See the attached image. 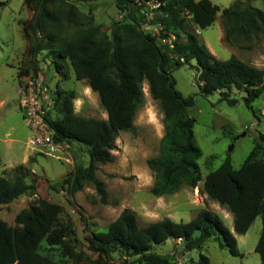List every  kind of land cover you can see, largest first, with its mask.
Instances as JSON below:
<instances>
[{"label":"trees","instance_id":"trees-1","mask_svg":"<svg viewBox=\"0 0 264 264\" xmlns=\"http://www.w3.org/2000/svg\"><path fill=\"white\" fill-rule=\"evenodd\" d=\"M81 1L95 0H23L34 11L29 30L41 32L47 23L61 20L72 24L74 3ZM161 1L163 6L152 23H161L166 33L175 35L173 50L159 46L155 38L140 30L144 5L139 0H116V8L125 15L123 21L112 24L109 37L99 36L98 26L89 27L56 48L55 72L63 69L59 61L67 60L75 80L85 81L97 93L107 114L106 120L77 116L72 104L74 94L54 90L55 105L46 115L54 141L78 144L89 157L86 167H78L70 175L69 190L79 191L84 182H89L100 203L107 204L106 187L95 177L97 164L112 163L118 134L132 130L134 117L144 102L142 83L146 81L150 96L159 103L164 126L158 155L147 160L154 178L150 193L154 197L172 195L183 186L194 189L202 181L201 193L232 215L234 234L244 235L260 217L261 232L254 251L259 264H264V135L258 136L239 169H233L227 158L202 178L197 164L201 153L193 132L195 120L189 114L194 97L183 98L175 90L171 76L174 69L194 61L199 95L218 93L221 101L233 106L237 100L228 94L235 89L245 94L243 101L252 110V104L264 94V69L254 68L235 57L224 61L213 58L194 29L206 30L220 12L225 41L229 42L233 36L245 39L264 31V12L248 3L243 8L236 3L221 9L209 0ZM54 5L65 6V12L50 10ZM180 32L184 35L182 40ZM45 49L36 45L33 56ZM55 109L61 114L60 119L52 118ZM28 173L25 167L17 166L11 170V178L0 176V206L34 194L33 185L26 182ZM59 212L58 206L37 200L16 215L15 227L7 226L0 219V264H54L42 254V244L55 247L62 243L65 233L57 226ZM169 239L180 240L184 253L201 251L213 240L231 256H240L235 236L216 214L204 209L189 222L166 218L144 227L138 224L134 212L124 210L105 232L92 234L87 247L104 260L117 254V264H177L169 256L152 252L154 245ZM199 263L208 264V258L201 255Z\"/></svg>","mask_w":264,"mask_h":264},{"label":"rangeland","instance_id":"rangeland-1","mask_svg":"<svg viewBox=\"0 0 264 264\" xmlns=\"http://www.w3.org/2000/svg\"><path fill=\"white\" fill-rule=\"evenodd\" d=\"M209 1L221 9L236 3L243 8L248 3L264 12V0ZM74 5L72 24L64 20L49 22L43 31L33 33L28 27L34 15L33 9L23 4V0H0V176L11 178V170L23 166L29 172L26 182L34 187L32 196H23L10 204L1 205L0 219L7 226L15 227V217L20 211L37 200L47 201L58 206L57 226L64 230L65 237L55 247L43 243V255L54 264H117V254L107 260L100 259L88 250L87 240L92 234L105 232L124 210L134 212L138 224L144 227L166 218L174 222H189L204 209L216 214L235 236L240 256H231L227 249H220L213 240L207 242L201 251L184 253L181 242L169 239L154 245L152 252L169 256L177 264H200L201 255L208 258V264H259L254 249L261 232L260 217L244 235L234 234L232 215L201 193L202 181L194 189L183 186L172 195L154 197L150 193L154 178L147 160L158 155L164 126L163 113L159 103L150 96L146 81L142 83L144 102L134 117L132 130L118 134L112 163L97 164L95 177L106 187V205L100 203L94 186L89 182H84L79 191L69 190L67 182L70 175L76 168L86 167L89 163L84 147L75 143L62 144L60 151L47 155L44 149L27 146L31 130L24 122L18 104L17 90L21 83L19 81L18 84V73L20 79L25 75L40 74L53 91L72 92L75 115L107 119L97 93L85 81L75 80L67 60L59 61L63 69L55 77H44L50 67L55 71L53 61L61 42L72 39L80 30L94 26L100 28L99 36L109 37L112 24L123 21L125 15L116 8V0L81 1ZM49 9L65 12L66 7L54 5ZM155 17L156 14L152 17L153 21ZM194 33L213 58L224 61L235 57L254 68L264 69V31L245 39L233 36L226 42L225 27L218 12L212 26L203 31L194 29ZM178 34L182 40L184 35L181 32ZM36 45L46 49L33 56L32 49ZM197 75L194 61L171 72L175 90L183 98L194 97V106L189 114L195 120V144L201 153L197 164L204 178L227 158L233 169H239L258 136L264 135V94L252 104L251 110L243 101L245 94L232 89L229 98L237 102L229 106L220 100L218 93L207 97L199 95ZM52 118H61L58 109L53 111Z\"/></svg>","mask_w":264,"mask_h":264},{"label":"built area","instance_id":"built-area-1","mask_svg":"<svg viewBox=\"0 0 264 264\" xmlns=\"http://www.w3.org/2000/svg\"><path fill=\"white\" fill-rule=\"evenodd\" d=\"M144 11L140 30L155 38L159 46L173 50L175 48V37L166 33L161 23L153 24L152 17L159 12L163 6L161 0L142 1ZM18 86V104L22 112L24 122L31 130L27 140V146L32 149H44L47 155L60 151L61 143L54 141L51 128L46 121V115L54 108V91L44 82L42 75L29 74L23 76ZM181 242L180 240H178Z\"/></svg>","mask_w":264,"mask_h":264},{"label":"crops","instance_id":"crops-1","mask_svg":"<svg viewBox=\"0 0 264 264\" xmlns=\"http://www.w3.org/2000/svg\"><path fill=\"white\" fill-rule=\"evenodd\" d=\"M24 62H22V64H23ZM21 67V66H20ZM45 69V68H44ZM17 74V73H16ZM43 74V73H42ZM57 75V73L55 72V71H53V67H50V69L47 71V74L44 76L46 79L47 78H49V76L51 77V76H56ZM18 84H19V81H18ZM17 92H18V90H17Z\"/></svg>","mask_w":264,"mask_h":264}]
</instances>
